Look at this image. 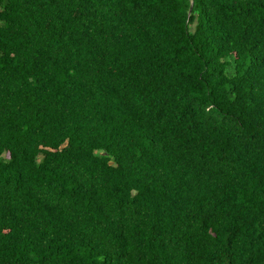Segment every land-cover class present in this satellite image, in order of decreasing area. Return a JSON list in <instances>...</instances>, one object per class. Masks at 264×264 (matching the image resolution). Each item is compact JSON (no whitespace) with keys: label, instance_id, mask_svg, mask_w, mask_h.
<instances>
[{"label":"trees","instance_id":"1","mask_svg":"<svg viewBox=\"0 0 264 264\" xmlns=\"http://www.w3.org/2000/svg\"><path fill=\"white\" fill-rule=\"evenodd\" d=\"M0 264H264V0H0Z\"/></svg>","mask_w":264,"mask_h":264}]
</instances>
